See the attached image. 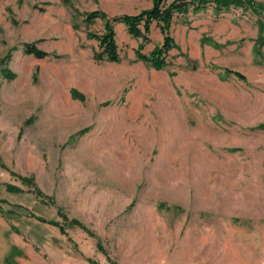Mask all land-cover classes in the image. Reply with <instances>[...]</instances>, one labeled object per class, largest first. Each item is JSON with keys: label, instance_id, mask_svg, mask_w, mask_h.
<instances>
[{"label": "rangeland", "instance_id": "rangeland-1", "mask_svg": "<svg viewBox=\"0 0 264 264\" xmlns=\"http://www.w3.org/2000/svg\"><path fill=\"white\" fill-rule=\"evenodd\" d=\"M252 3L176 14L156 68L136 54L162 43L154 21L148 41L114 24L118 61L94 60L103 21L85 22L153 0H0V264H264V0Z\"/></svg>", "mask_w": 264, "mask_h": 264}, {"label": "trees", "instance_id": "trees-1", "mask_svg": "<svg viewBox=\"0 0 264 264\" xmlns=\"http://www.w3.org/2000/svg\"><path fill=\"white\" fill-rule=\"evenodd\" d=\"M245 3L250 5L253 9L254 5L252 0H153V5L150 8L143 9L136 14H121L109 17L103 11H91L87 13L85 17L86 23H91L96 18H100L103 21V29L101 32H88V35L97 41V48L93 51V58L96 61L119 60L120 53L115 38V23H124L127 26V30L130 35L133 37H141L143 41H148L150 26L154 21L163 35L162 43L155 47L150 54H145L139 48L136 49V54L138 58L148 60L154 67L161 68L168 62L166 55L170 49L175 47V42L169 33V28L171 21L176 14H185L189 10L197 12L208 5H210L216 12H220L228 9L230 6H241L245 5ZM140 45L142 47L141 43ZM24 51L37 58H44L49 55L48 51L38 47L34 42L24 44ZM6 77H11V74L7 72ZM23 180L26 182L31 181L30 178H24ZM7 189L15 191L19 188L11 185L8 186ZM34 193L37 196L45 197L38 187H34ZM46 199L51 200L49 197H46ZM36 218L40 221L57 225L62 233H66L65 228L58 222L54 220H47L39 216H36ZM64 218L67 217L64 216ZM70 222L89 232L80 220L72 218L70 219ZM89 234H91V232H89ZM98 247L101 248L99 243ZM112 263L118 264L117 262Z\"/></svg>", "mask_w": 264, "mask_h": 264}]
</instances>
